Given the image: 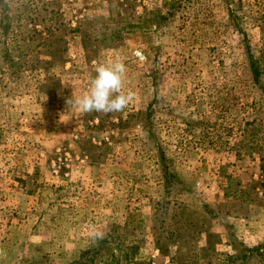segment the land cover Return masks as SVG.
<instances>
[{"label": "rangeland", "instance_id": "obj_1", "mask_svg": "<svg viewBox=\"0 0 264 264\" xmlns=\"http://www.w3.org/2000/svg\"><path fill=\"white\" fill-rule=\"evenodd\" d=\"M12 15L25 57L0 46V264L76 263L99 239L96 264H264V90L245 48L264 87V0H14ZM53 24L66 53L45 66L36 29ZM116 57L133 102L70 110Z\"/></svg>", "mask_w": 264, "mask_h": 264}, {"label": "trees", "instance_id": "obj_2", "mask_svg": "<svg viewBox=\"0 0 264 264\" xmlns=\"http://www.w3.org/2000/svg\"><path fill=\"white\" fill-rule=\"evenodd\" d=\"M13 5H14V0H0V46H2V49L4 51L3 56L5 60L20 59V61H23L22 59L25 56H23L22 54H20V57L18 58H15L11 54V49L22 48L14 44V42L17 43L16 37L14 38L15 35L14 31H16V28L19 30L25 28L24 25L17 23L16 16L12 15ZM231 14H232L231 18L234 19V11H232ZM56 26L57 24L55 25L53 24L50 27L45 26L43 28V30L45 31L43 32L38 31V29H36L37 32L39 33V36L41 37L40 39L41 42L39 44L42 43V45L47 48V50L50 52L51 55L48 60H44V61L41 60L42 65L45 66L61 63L64 61L65 58L64 55L66 53V49L62 47L64 41L62 39L56 38L54 34L56 30ZM26 40L27 38H23L22 44H25ZM245 48L249 59V66L253 77V81L262 90H264V87L261 83V76L263 71L261 63L255 58V56L251 52V48L249 45H246ZM49 79L50 78H48L47 81H49ZM107 245H108L107 239H99L91 249L86 251L81 256V260L79 262L71 263V264H96L102 252L107 248ZM260 251L261 250L259 248L246 249L245 254L242 257L236 256L231 259H234L236 262L240 260H246V261L252 260L253 257L262 254Z\"/></svg>", "mask_w": 264, "mask_h": 264}, {"label": "clouds", "instance_id": "obj_3", "mask_svg": "<svg viewBox=\"0 0 264 264\" xmlns=\"http://www.w3.org/2000/svg\"><path fill=\"white\" fill-rule=\"evenodd\" d=\"M137 55L140 54L137 53ZM95 72L96 75L88 93L83 96L73 95L67 101L70 110L75 108L83 113L91 111L120 112L133 102L135 93L122 91L127 67L121 57L97 64Z\"/></svg>", "mask_w": 264, "mask_h": 264}]
</instances>
